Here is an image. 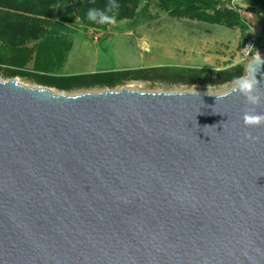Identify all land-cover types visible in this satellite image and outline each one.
Listing matches in <instances>:
<instances>
[{"label": "water", "instance_id": "95a60500", "mask_svg": "<svg viewBox=\"0 0 264 264\" xmlns=\"http://www.w3.org/2000/svg\"><path fill=\"white\" fill-rule=\"evenodd\" d=\"M246 111L264 103L238 85L72 95L0 80V264H264V125Z\"/></svg>", "mask_w": 264, "mask_h": 264}, {"label": "rangeland", "instance_id": "374dc122", "mask_svg": "<svg viewBox=\"0 0 264 264\" xmlns=\"http://www.w3.org/2000/svg\"><path fill=\"white\" fill-rule=\"evenodd\" d=\"M75 1L56 6L41 39L17 48L0 41V80L16 79L72 95L122 88L220 95L237 83L219 82L217 73L237 65L248 67L241 49L259 29L249 14V37L241 27L172 17L157 0H143L133 18L100 29L85 25L77 10L71 11ZM244 4L247 0L236 2L249 7ZM132 71H140L143 78L134 79ZM12 73L16 74L9 77ZM94 73H114L116 82L70 90L58 86L69 76Z\"/></svg>", "mask_w": 264, "mask_h": 264}, {"label": "trees", "instance_id": "16d2710c", "mask_svg": "<svg viewBox=\"0 0 264 264\" xmlns=\"http://www.w3.org/2000/svg\"><path fill=\"white\" fill-rule=\"evenodd\" d=\"M70 0H0V41L11 48L25 46L44 37L55 16L56 6ZM143 0H114L117 8L110 9L113 0H76L71 11L77 10L78 16L87 26L105 29L109 23H96L87 19V12L95 8L99 13L114 17V22L133 18ZM159 5L172 17L188 18L227 27H241L250 36L249 18L253 16L258 27L255 33L257 48L264 47V0H247L248 8L233 4L235 0H157ZM99 19V16L97 17ZM12 73L9 77H13ZM133 78H143L140 71H132ZM245 74V67L237 65L217 73L219 82L236 80ZM54 85L53 81H44ZM116 82L114 73H94L69 76L63 79L60 88L90 87L96 84L109 85ZM208 82V79L205 81Z\"/></svg>", "mask_w": 264, "mask_h": 264}, {"label": "clouds", "instance_id": "9594fccd", "mask_svg": "<svg viewBox=\"0 0 264 264\" xmlns=\"http://www.w3.org/2000/svg\"><path fill=\"white\" fill-rule=\"evenodd\" d=\"M118 5L113 2L109 5L110 9L117 8ZM99 16V19L97 17ZM87 19L92 22L104 24L114 22V17L99 13L95 8H91L87 12ZM255 57H260V53H254ZM258 69L255 64L245 69V75L238 77L235 81L238 85V91L245 98L249 105L257 106L264 103V96L258 95L256 89L260 81L257 79L256 72ZM244 123L248 127H256L264 125V114H256L254 111H246L244 115ZM251 138V137H250Z\"/></svg>", "mask_w": 264, "mask_h": 264}, {"label": "built area", "instance_id": "2783aa9c", "mask_svg": "<svg viewBox=\"0 0 264 264\" xmlns=\"http://www.w3.org/2000/svg\"><path fill=\"white\" fill-rule=\"evenodd\" d=\"M257 37L252 35L245 43L241 49V60L250 61L254 57V53L257 52Z\"/></svg>", "mask_w": 264, "mask_h": 264}, {"label": "crops", "instance_id": "0c3cea01", "mask_svg": "<svg viewBox=\"0 0 264 264\" xmlns=\"http://www.w3.org/2000/svg\"><path fill=\"white\" fill-rule=\"evenodd\" d=\"M236 2L238 3L239 0H235V1L233 2V4L236 5ZM244 5H248V4H244Z\"/></svg>", "mask_w": 264, "mask_h": 264}]
</instances>
